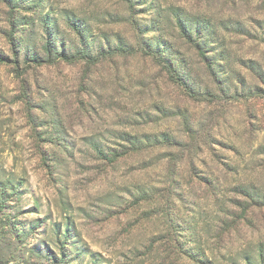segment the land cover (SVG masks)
Returning <instances> with one entry per match:
<instances>
[{
  "label": "rangeland",
  "instance_id": "1",
  "mask_svg": "<svg viewBox=\"0 0 264 264\" xmlns=\"http://www.w3.org/2000/svg\"><path fill=\"white\" fill-rule=\"evenodd\" d=\"M0 264H264V0H0Z\"/></svg>",
  "mask_w": 264,
  "mask_h": 264
},
{
  "label": "trees",
  "instance_id": "2",
  "mask_svg": "<svg viewBox=\"0 0 264 264\" xmlns=\"http://www.w3.org/2000/svg\"><path fill=\"white\" fill-rule=\"evenodd\" d=\"M66 59L68 58V57H65Z\"/></svg>",
  "mask_w": 264,
  "mask_h": 264
}]
</instances>
